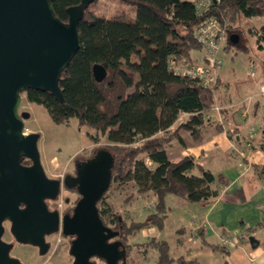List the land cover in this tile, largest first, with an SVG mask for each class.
I'll list each match as a JSON object with an SVG mask.
<instances>
[{"label":"trees","instance_id":"16d2710c","mask_svg":"<svg viewBox=\"0 0 264 264\" xmlns=\"http://www.w3.org/2000/svg\"><path fill=\"white\" fill-rule=\"evenodd\" d=\"M82 1L54 0L53 11L68 22L70 9ZM96 1L82 10L78 22L81 45L59 81L63 98L40 88H27L22 94L29 102L43 105L57 123L76 118L79 126L100 130L112 144L104 147L114 157L112 183L132 182L138 193L156 195L155 210L144 220L126 225L106 202V193L99 201L102 220L111 215L113 224L127 240L126 232L136 234L152 226L164 228L170 194L193 203H209L219 196L225 181L223 174H215L192 156L173 160L168 148L184 141L185 132L201 141L206 128L217 123L207 115L217 103L220 75L216 83L207 86L198 77L177 74L170 60L209 65L210 60L202 58L206 46L198 39L196 29L205 17L222 23L229 20L231 27L217 54L219 73L221 50L242 47L240 41L231 39L237 31L234 23L239 17L264 16V0H222L205 14H200L191 0H120L135 6L136 15L132 18L98 15L92 9ZM251 32L257 35L258 46L264 50V24ZM194 51L199 53L195 56ZM96 63L107 68V76L101 82L94 76ZM223 113L227 116L229 112ZM217 125L223 128V124ZM234 134L230 132L229 136L236 138ZM247 232L240 233L246 241L250 234ZM197 234L204 245L228 253V246L211 242L202 229ZM146 246L156 251L155 264H199L182 255L173 256L165 239L152 237Z\"/></svg>","mask_w":264,"mask_h":264},{"label":"water","instance_id":"95a60500","mask_svg":"<svg viewBox=\"0 0 264 264\" xmlns=\"http://www.w3.org/2000/svg\"><path fill=\"white\" fill-rule=\"evenodd\" d=\"M54 0H0V249L8 245L1 240L3 221H12L11 230L21 242L42 244L44 234L58 230L56 218L43 231L29 229L38 210H45L44 199L59 193L58 180L49 178L42 163L39 132L25 133L29 111L20 112L27 88L50 90L59 98L61 74L81 45L78 22L85 6L94 0H83L70 9V20L63 21L53 11ZM237 42L239 36L231 35ZM94 76L103 81L107 68L93 66ZM30 159L33 164L25 165ZM114 157L99 150L78 168L75 183L82 195L72 217L65 218V233H77L72 253L74 264H93L89 258L98 255L107 264H120L126 250L118 241L108 242L118 232L105 225L98 203L112 183ZM24 202L25 209L19 204ZM57 224V226H56ZM34 229V228H33ZM255 237L250 238L253 244ZM1 264H21L19 260H1ZM123 264H127L126 261Z\"/></svg>","mask_w":264,"mask_h":264},{"label":"crops","instance_id":"0c3cea01","mask_svg":"<svg viewBox=\"0 0 264 264\" xmlns=\"http://www.w3.org/2000/svg\"><path fill=\"white\" fill-rule=\"evenodd\" d=\"M221 51L225 60L232 50ZM232 53L231 60L235 61L240 53ZM241 53L243 57H249L247 62H253L251 55ZM239 72V68L230 71L237 75L241 84L235 87L238 93L231 94L229 72L226 68L219 71L217 103L207 117L223 124V128L217 123L210 124L201 141H195L185 132L184 141L175 142L168 148L173 160L192 156L215 174H223L225 181L219 196L209 203H193L170 194L164 228H145L153 231L154 236L167 240L173 256L182 255L199 264H264V68L256 67L258 76L250 81L241 79ZM223 110H228L229 119ZM230 132L236 138H231ZM153 197L156 201L155 194ZM171 221L175 224L176 239L165 233ZM198 229H202L211 242L228 246V253L204 245L197 234ZM243 230L250 233L247 241L241 238ZM238 233L240 236L237 237ZM251 237L256 238L253 244Z\"/></svg>","mask_w":264,"mask_h":264},{"label":"rangeland","instance_id":"374dc122","mask_svg":"<svg viewBox=\"0 0 264 264\" xmlns=\"http://www.w3.org/2000/svg\"><path fill=\"white\" fill-rule=\"evenodd\" d=\"M92 9L98 15L106 17L124 15V17L132 18L136 15L134 5L123 3L120 0H97ZM226 21L225 29L227 33L231 27V22L229 20ZM263 24L264 16L239 17L234 23L237 31H234L231 35L237 34L239 36L237 42L240 41L239 43L242 47L238 49L234 46V48L228 49V51H232L226 54L225 60L222 58L223 52L219 53L222 58L221 68H226V71L229 72V79L232 84L230 88L232 89L231 94H234L236 86L239 87L241 85L237 75L230 73L233 68H239L238 76L241 79L245 78L246 81L258 76L255 72L256 67L264 68V50L258 46L257 35L251 32V30L258 29ZM232 52L240 53L235 61L231 60ZM241 52L251 55L253 62H247L249 57H243L244 55ZM198 53V51H194L193 55L196 56ZM218 68L219 66H216L217 73ZM250 85L254 84L250 83ZM226 88L224 86V89ZM241 90L244 93V87ZM235 93H238V91ZM22 96L20 111H29L31 113L30 118L25 120L24 131L25 133L39 132L41 134L38 147L43 166L49 177L63 179L66 174H75L78 168L90 159L92 155L104 149V147L112 145L107 137L101 134L100 130L90 126H79L76 118H72L68 123H57L43 105L29 102L25 93ZM255 125L257 127L260 126L259 122H256ZM169 150L171 152L172 149L170 148ZM153 194V192L138 193L136 186L132 182H113L105 194V200L112 206L114 214H117L120 221L126 225L132 221L144 220L149 213L155 210L156 201L153 199ZM75 197V192L63 186L57 203L58 207L63 210L67 205L66 199L70 198L73 200ZM100 206H102L101 202ZM111 218V215L106 216L105 221L114 226ZM174 227V221H171L170 225L165 228L166 235L175 238L177 232L174 231ZM126 233L128 238L125 243L129 246L130 260L128 264H155L157 253L152 248L147 249L146 246L150 238H158L153 235L154 232L142 229L136 234L132 232ZM61 237V234L58 233L54 237L55 243L59 242ZM44 261L47 262V260H41L36 264H44ZM67 261L71 264V260ZM99 264H104V262L100 261Z\"/></svg>","mask_w":264,"mask_h":264},{"label":"flooded vegetation","instance_id":"af4514ba","mask_svg":"<svg viewBox=\"0 0 264 264\" xmlns=\"http://www.w3.org/2000/svg\"><path fill=\"white\" fill-rule=\"evenodd\" d=\"M22 112V111H20ZM28 134V133H27ZM95 155V154H94ZM92 155L91 157H93ZM25 165H32L33 162L30 159L24 161ZM46 171V170H45ZM48 176V175H47ZM77 176V172L75 174H66L63 179L61 178H53L59 181L60 189L59 193L53 197H46L44 199L45 210H38V213L33 216L31 219L36 225H29V229L35 231H43L48 224H50L55 218L58 221V230L45 233L44 234V242L42 244H34L31 242H21L15 234L11 230L12 221L8 218L3 221V225L5 227V231L1 236V240L8 245V257L4 256L5 248L1 247L0 249V262L1 260H19L21 264H36L41 260H47V262H43L44 264H69L67 260H71V264H74L76 260V256L72 253V246L74 240L78 237L77 233H70L66 234L64 225H65V218L72 217L75 211V207L78 201L81 199L82 195L79 193L77 189V184L75 183V178ZM63 186L73 192L76 193V197L72 200L70 198L66 199V206L63 210L58 207V199L61 194ZM21 209L26 208V204L21 202L19 204ZM104 224L112 228L113 230L117 231L118 234L115 237L109 238L108 242H115L118 241L120 243L119 249L126 250V258L121 257L119 258V263L123 264L124 261L129 263V246L125 243L124 234H122V230L116 228V225L108 224L105 219L103 220ZM49 226V225H48ZM57 226V224H56ZM34 228V229H33ZM61 234V239L59 242L55 243L54 237L57 234ZM28 260V262H27ZM89 260L93 264H99V262L106 263V259L98 256V255H91ZM1 264V263H0Z\"/></svg>","mask_w":264,"mask_h":264},{"label":"built area","instance_id":"2783aa9c","mask_svg":"<svg viewBox=\"0 0 264 264\" xmlns=\"http://www.w3.org/2000/svg\"><path fill=\"white\" fill-rule=\"evenodd\" d=\"M196 5L200 14H205L209 8L222 0H191ZM226 23L218 19L205 17L196 29V35L206 46L205 55L210 60V64L205 62L197 63L191 60H170L171 68L181 75H190L198 77L204 85L210 86L218 81L216 66L219 64L217 54L221 48L222 41L226 34ZM205 61V60H204ZM218 67V66H217Z\"/></svg>","mask_w":264,"mask_h":264}]
</instances>
